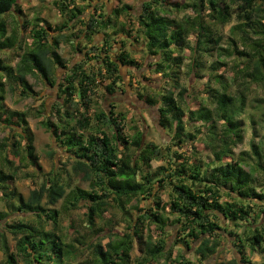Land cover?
<instances>
[{
	"label": "trees",
	"instance_id": "16d2710c",
	"mask_svg": "<svg viewBox=\"0 0 264 264\" xmlns=\"http://www.w3.org/2000/svg\"><path fill=\"white\" fill-rule=\"evenodd\" d=\"M101 2L54 1L65 19L54 28L40 17L33 26H29L31 21L20 23V18L18 27L30 28L27 47L16 66L0 58V127L19 138L11 143L0 139V197L6 206L0 210V249L5 257L0 264H160L161 260L163 264H206L222 249L226 233L237 237L233 246L241 256L228 264H249L245 247L264 253V138L240 156L236 157L234 149L244 141L251 87L264 88V0H146L137 17L130 13L132 6L121 0H116L111 15L101 13ZM86 8H93L89 17ZM14 12L20 17L24 14L19 0H0V51L11 50L18 42L16 29L10 35L5 20ZM233 13L237 23L224 47L215 27L229 24ZM123 17L127 22L120 21ZM135 22L137 27L126 30L127 23ZM79 25L78 35L71 34L66 40H85L83 48L69 40L84 58L67 65L59 53L60 34ZM99 34L105 36L102 45L94 43ZM132 38L144 42L147 54L157 58L150 65L153 72L167 80L154 96H138L150 106L161 104L160 126L172 138L164 148L153 142L144 144L140 130L130 137L121 113L99 108L91 116L97 105L92 97L100 83L108 82L106 90L112 95L123 82L121 67L141 70L128 51ZM185 52L190 53L188 70L194 76L200 77L206 69L202 56L217 53L219 59L210 67L211 81L193 96L197 101L193 104L188 100L190 88L179 80ZM222 58L242 60L241 65L246 62V68L233 69L242 80L239 88L234 87L235 75L229 82L224 74L216 73L227 68ZM59 70L64 71L61 77ZM29 76L61 92L51 110L54 121L46 119L43 126L69 154L73 172L90 183V190L76 187L68 192L59 173L33 189L28 199L15 188L18 168L8 156L19 158L20 165L29 162L34 166L38 156L28 114L8 109L5 101L17 88L22 98L32 97ZM255 102L261 110L264 99ZM188 142H200L210 158L205 161L196 144L182 152ZM155 161L165 165L154 170ZM223 197L231 202H224ZM133 200L144 201V207L128 208ZM60 201L62 209L51 208ZM82 203L88 232L72 235V226L67 229L64 221ZM111 208L123 213L126 229H119ZM15 214L20 217L10 222ZM221 217L237 228L241 223L248 227L238 237L223 227ZM177 225L179 237L170 248L169 228ZM102 233L108 238L105 244L102 239L94 240ZM8 235L14 238L15 251ZM191 243L198 244L196 261L182 251L191 250ZM135 245L140 255L133 258Z\"/></svg>",
	"mask_w": 264,
	"mask_h": 264
},
{
	"label": "rangeland",
	"instance_id": "374dc122",
	"mask_svg": "<svg viewBox=\"0 0 264 264\" xmlns=\"http://www.w3.org/2000/svg\"><path fill=\"white\" fill-rule=\"evenodd\" d=\"M56 0H19V6L24 12L23 16L20 17L16 12L13 14H9L5 17V20L8 23L9 34L11 35L13 28L16 29L18 34V42L13 49H7L5 51H0V58L5 61L6 64L16 66V64L20 61L24 50L27 47L30 33L29 29L21 30L18 26V21L20 23L24 21H31L29 26H33L35 24L36 17H40L41 19L47 21L49 25L53 28L60 25L65 21V19L61 16L60 11L56 4H54ZM58 1V0H57ZM123 4L131 5L133 10L130 12L133 16L137 17L142 11L143 2L146 0H121ZM173 2H187L188 0H172ZM103 10L101 13L108 12L111 15L114 9L117 6L116 0H102ZM85 5V4H84ZM264 7V3L262 4ZM86 16H90L93 12V8H86ZM232 21L221 27L216 26L215 31L217 36H222V46L226 47L228 43V37L230 36L231 28L237 23L236 14H232ZM180 17L183 14L178 15ZM122 23L127 22V18L123 17L120 20ZM46 26V24H44ZM127 29L131 30L137 27V23L126 24ZM82 28L81 25L76 26L75 29L66 30L60 34L63 38L62 44L60 45L59 53L63 57V59L67 62V65H75L76 63L83 60L84 56L79 51L75 50L72 45L69 43V40L74 41L78 44H81V48L87 45V42L82 39H77L76 37H70L66 40V37H69L71 34L78 35L79 30ZM111 31V30H110ZM131 33V31H130ZM54 36L56 33H51ZM132 34V33H131ZM135 34V33H134ZM133 35V34H132ZM122 36L118 37L121 40ZM105 36L103 34H99L95 36L94 43L97 45H102ZM117 39V38H116ZM117 39V41H119ZM128 51L131 52L133 59L139 64L141 70L130 67H121V75L123 77V82L119 84L116 93L110 95L107 93L106 85L108 82L100 83L98 90L95 95L92 97L93 101L97 103L95 108H93L91 112V116H93L94 109H104L108 112L115 111L116 113H121L125 118V132L131 137L135 133L136 130H140L143 133L144 144L149 142H153L158 146L164 148L167 144L172 143V138L170 134H168L161 126H160V115L158 112V106H150L146 102H143L138 97L139 95L147 96L155 95V90H162L166 85V81L162 75L155 74L153 72V68L150 66L153 64L157 58L149 56L146 52V47L142 40L138 42L134 41L133 38L128 40L127 43ZM120 45L117 47L119 48ZM118 51V50H117ZM99 54V53H98ZM97 54V55H98ZM186 60L184 62V67L180 70V82L183 86L190 88L188 95L190 96V103H194V97H196L198 91L203 90L206 84H209L211 81V72L210 67L218 61L217 53H213V56L204 55L202 56V61L205 65V70L202 72L200 77L198 74L194 76L189 74L188 63H190V53L185 52ZM96 57V56H95ZM221 61L227 63V68L223 71V68L216 72L218 74H224L225 78L232 82L234 75L238 78L236 82H234V87L239 88L240 82L242 81L237 75V72H234V68L239 66V68H246L247 64L242 60H235L234 58H222ZM95 62H92L94 65ZM235 66V67H234ZM64 71L59 70L58 75L61 77ZM29 84L33 87L34 94L32 97L22 98L20 95L19 88L16 89L15 92H9L7 96V100L5 101L8 109L13 111L24 112L28 114V122L35 136V149L36 154L38 156L37 165L34 166L31 163L25 162L23 165H20L19 158H16L12 154L8 156V159L11 160L15 167L18 168V177L15 181V188L28 199L30 192L33 189L39 188L41 183L47 178L51 177L53 174L59 173L62 176L64 183L66 184L67 191L70 192L72 189L79 187L83 190H90V183L88 181H83L80 176L75 174L71 168L73 162L70 158L69 154L65 152L60 144L55 141V138L47 131V129L43 126V122L46 119H51L54 121V117H52L51 110L54 104L60 101L61 92L55 87H51L44 83L40 78H35L29 76L27 78ZM215 84V83H213ZM218 86V85H216ZM158 98V97H157ZM257 98L264 99V88H260L257 86L251 87V100L248 105L245 119V133H244V141L239 144L235 149V155L240 156L242 153L251 150L252 143L258 142L259 139L264 138V123L261 122L262 114L264 113V105L260 110L257 108V103L255 100ZM63 99V98H62ZM114 107V108H113ZM116 108V110H115ZM252 117V118H251ZM252 120L259 121V125H254ZM192 129V128H190ZM16 133L11 132V130L0 127V139H6L11 143L18 137H15ZM15 138V139H11ZM196 144V145H195ZM198 147L199 154L202 155V158L207 161L209 156V152L205 150L204 145L199 143L188 142L181 150L182 152L188 151L192 149V146ZM177 149V148H175ZM188 153H192L189 151ZM165 165L162 161H155L153 163V169L156 170L158 167ZM246 170H250L246 168ZM264 179V176L261 177ZM164 197H167V194H164ZM224 202H231V199L228 197H223ZM46 200L44 199V202ZM62 201H60L56 206L51 207L55 209H62ZM145 202L142 201L138 203L136 200H133L128 208L132 206L138 205L141 209L144 207ZM6 206L3 205L0 197V210H5ZM258 210V209H257ZM85 212L86 208L84 203L81 204V207L74 211L71 215V218L67 217L64 221L65 227L70 229L72 235H75L76 231L81 233H86L88 230L86 229L84 222L85 221ZM110 212L115 213L117 223H119V229L122 231L126 229L127 223L123 221V213H120L111 208ZM109 212V213H110ZM136 214L137 211H132ZM24 216V215H23ZM20 217L19 214H15L9 218V221H15ZM27 218V216H24ZM221 220L224 224L228 232L236 234L238 237L242 235L243 231L248 227L245 224H240V228L234 226L233 223L227 222L223 217ZM260 220V219H258ZM72 221V223H71ZM259 222V221H258ZM262 223H264V215L262 217ZM256 225V224H255ZM170 238H169V247L174 244L177 237H179L178 225L172 226L169 228ZM226 238L222 240V249H220L215 255H213L206 264H228V262L234 258L240 260L241 256L237 253L233 246V242L237 239L236 236H229V234H225ZM10 240V245L12 246L13 251H15V241L11 235H8ZM92 238V236H90ZM102 239V244L108 242V238H105V233H102L99 237H95L94 240L98 241ZM192 249L188 250L187 248L182 249L183 253L189 259L196 261L197 256L195 254V250L198 244H193ZM178 250H176L177 253ZM245 257L249 259V264H264V253H262V249L259 250H251L250 247H245L244 249ZM140 255L139 246L135 245V249L133 251V258H136ZM85 256H88V252L86 251ZM4 254L0 249V263L4 261ZM164 260H161L160 264H163ZM19 264H24L20 262ZM242 264V263H240Z\"/></svg>",
	"mask_w": 264,
	"mask_h": 264
}]
</instances>
